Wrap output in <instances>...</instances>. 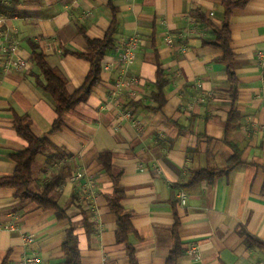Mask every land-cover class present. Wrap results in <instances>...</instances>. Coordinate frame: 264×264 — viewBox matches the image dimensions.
<instances>
[{"label":"crops","instance_id":"crops-1","mask_svg":"<svg viewBox=\"0 0 264 264\" xmlns=\"http://www.w3.org/2000/svg\"><path fill=\"white\" fill-rule=\"evenodd\" d=\"M113 7L115 47L103 60L102 80L51 133L56 104L39 84L45 78L33 60L35 47L76 91L91 63L75 53L87 51L88 38L105 37ZM199 14L220 26L225 7L222 0H0L6 18L0 25V178L16 170L10 155L29 145L14 123L16 113L27 115L33 132L56 145L37 157L32 189L41 191L58 178L55 193L71 217L60 221L55 210L22 203L15 189L0 187V264H27V257L38 258L37 264H66L63 243L71 223L83 264H131L110 208L113 175H121L123 206L138 230L130 238L140 264H166L176 211L186 248L179 264H264V249L246 242V233L264 241V81L257 59L264 51V0H249L231 18L241 119L228 136L232 101L226 65L219 60L223 51L205 44L214 31ZM132 37L138 38L135 57L123 65L120 48ZM15 41L28 64L7 69ZM158 61L168 80L167 102L152 111L134 103L157 106L152 94ZM120 79L124 87L109 103ZM226 137L243 151V162L213 183L183 187L194 170L228 164L233 150ZM102 152L113 154L111 172L100 162ZM75 172L84 178L73 182ZM89 179L95 181L91 190L85 187ZM192 248L199 256L189 253Z\"/></svg>","mask_w":264,"mask_h":264},{"label":"trees","instance_id":"trees-1","mask_svg":"<svg viewBox=\"0 0 264 264\" xmlns=\"http://www.w3.org/2000/svg\"><path fill=\"white\" fill-rule=\"evenodd\" d=\"M248 3L249 0H222V4L225 7V18L220 26L216 25L206 16L199 14L200 19L214 31V37L205 40V44L219 48L223 51L219 60L226 65L230 82L229 93L232 101V107L227 120V136L231 128L239 126V120L241 119L237 108L240 81L235 67L236 55L231 46V18L236 8L245 7ZM112 10L115 17L114 22L107 31L105 37L102 39L88 38L87 51L75 53L77 56L84 58L91 63L90 71L83 85L76 91L71 92L69 90L67 80L47 62L45 54L37 52L35 47L33 60L40 68L45 78V81L39 79V84L52 95L56 104L57 117L50 131L51 133L60 130L64 126L66 113L77 107L79 104L86 102L93 93L94 88L102 80L101 73L103 69V60L108 51L115 47V34L117 33L118 20L117 9L113 7ZM155 84L157 90L152 94V99L157 103V106L142 105L140 102H135L134 104L137 106H143L148 110L161 111L167 102L165 88L168 84V80L166 79V73L160 61H158L157 79ZM14 123L18 134L25 138L29 142V145L25 150L10 155V157L17 163L16 170L12 175L0 178V187L15 189V196L20 199L22 203L36 202L45 209L55 210L60 221L67 219L71 221L67 209L61 206L58 196L55 193V188L59 183L58 178L52 179L50 182L46 183L41 191H35L32 189V183L35 179L33 166L37 157L40 154H43L45 150L54 148L56 145H54L48 135L39 137L33 132L31 117L27 115L21 116L16 113ZM224 139L233 150L228 164L224 167L210 166L194 170L189 181L182 185L183 187L193 186L204 181L213 183L218 176L229 175L243 162V151L239 146L233 141H229L227 137ZM99 159L104 165L106 171L111 172L113 168L112 152H102ZM113 181L115 188L110 199V208L118 217L117 239L118 242L126 244L131 264H140L136 248L130 238L132 234L138 235V230L132 223V212L126 210L123 206V200L126 197V193L124 187L120 183L121 175H113ZM180 226L181 221L178 211H176V222L172 229L175 242L169 252L166 264H179L180 258L186 253V248L183 246L179 236L178 230ZM85 227L87 233L91 234V225L86 224ZM246 242L250 247L264 249V241L250 233H246ZM63 250L65 253L66 264H83L79 247V236L77 234V227L74 223H71L67 229L63 243ZM3 264L10 263L8 260H5Z\"/></svg>","mask_w":264,"mask_h":264},{"label":"built area","instance_id":"built-area-1","mask_svg":"<svg viewBox=\"0 0 264 264\" xmlns=\"http://www.w3.org/2000/svg\"><path fill=\"white\" fill-rule=\"evenodd\" d=\"M6 21V18L3 15H0V25L3 24ZM138 45V38L132 37L128 40L127 44L124 47H121V61L123 65H129L132 63L134 57H135V48ZM10 50L8 60H7V69L11 68H23L25 67L28 62L19 56L18 50H19V42L15 41L13 44H11L8 48ZM258 63L261 69L262 79L264 81V51H260L257 56ZM124 87V82L122 79H120L117 82V89L113 92L109 103H115L122 88ZM128 116H130V113H127ZM71 180L73 182L81 181L84 178L83 172H75L71 175ZM95 186L94 179H89L87 184L85 185L87 190H91ZM182 203H186V195L182 194L181 196ZM14 230V228H12ZM25 240L30 243L33 242L34 239L30 236H25ZM190 254L199 256V250L197 248H192L189 250ZM27 264H37L39 262V259L36 257H27L26 259Z\"/></svg>","mask_w":264,"mask_h":264}]
</instances>
